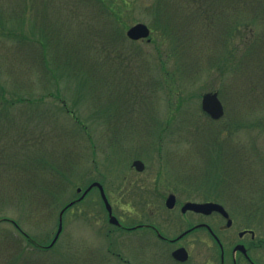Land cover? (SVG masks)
Listing matches in <instances>:
<instances>
[{
  "label": "rangeland",
  "instance_id": "rangeland-1",
  "mask_svg": "<svg viewBox=\"0 0 264 264\" xmlns=\"http://www.w3.org/2000/svg\"><path fill=\"white\" fill-rule=\"evenodd\" d=\"M137 22L150 41L126 36ZM208 91L217 120L201 108ZM94 180L125 225L149 215L176 235L175 190L222 198L228 234L264 239V0H0V264H177L172 245L109 224L95 188L65 210L54 246L21 249L9 220L46 245ZM198 237L181 264H218Z\"/></svg>",
  "mask_w": 264,
  "mask_h": 264
},
{
  "label": "flooded vegetation",
  "instance_id": "flooded-vegetation-1",
  "mask_svg": "<svg viewBox=\"0 0 264 264\" xmlns=\"http://www.w3.org/2000/svg\"><path fill=\"white\" fill-rule=\"evenodd\" d=\"M169 127L170 126L166 128ZM163 131H165L164 127L159 132L163 133ZM222 159H224V157ZM225 159L229 160L228 158ZM190 175V177H187L188 179L185 178V180L177 181L178 185L181 184V182L185 184L183 190L186 188L188 190H191L196 184V174L194 173L193 176L191 173ZM192 181L194 182V185ZM129 190L134 191L136 194L140 192L148 194L150 190L151 192H153V188H150V186L145 188L142 184H134V181H131L129 183ZM170 194L175 196V203L168 209L171 210L173 208H177L178 213L176 212V219L182 226L181 230H179L176 235H167L160 227V225L149 215L141 219L132 220L129 224L126 225L121 223L118 228H120L121 230H126L131 235H135L138 238H141L142 244L145 241L148 242L150 236H152V238H156L158 243L163 244V246L172 245L173 249L171 250L170 255L175 249L184 248L187 252L186 261L190 257H192L191 247L189 245L196 243V241L198 240L197 237L200 236L198 238H200L202 243L206 244L207 248H215V250L217 251V254L219 256L218 264H264V239L260 237L257 228L244 226L236 231L237 238H235V235L233 234L235 233V231H233L232 234L227 233L229 232L228 230H231L235 227L236 220L232 215V210L222 198L218 199L213 197V195H209L211 198L199 202L218 203L227 212V215L218 210H213L210 213L197 212L192 209L183 210V205L186 202H196V200L186 199L181 202L177 200V191L174 190V192H172L168 190V195ZM221 195L225 196V194ZM181 218H183L184 220ZM198 231L199 233H201L200 235H198ZM238 245H241L242 248L235 250V247ZM214 260L215 259H212V256L209 254V257L206 258L205 261L207 264H213L215 262ZM184 262L175 261V263L177 264H181Z\"/></svg>",
  "mask_w": 264,
  "mask_h": 264
},
{
  "label": "water",
  "instance_id": "water-1",
  "mask_svg": "<svg viewBox=\"0 0 264 264\" xmlns=\"http://www.w3.org/2000/svg\"><path fill=\"white\" fill-rule=\"evenodd\" d=\"M150 33V29L148 28V26L142 22H138L132 26H130L127 30H126V35L133 40H137L140 38H145L148 37ZM201 108L203 109V111H205L206 113H208L213 119H218L223 115V106L218 98L217 92H206L204 94H202V98H201ZM133 166H135L138 170H142L143 169V163L139 160H135L133 162ZM93 187H97L99 189L101 198L103 200L105 209L108 213V221L112 224L115 225H119V221L117 220V218L112 214V208L110 203L107 200V197L104 193L103 190V186L97 182L94 181L92 182L82 193V195L76 200L79 201L81 200L84 195ZM81 190V188H77V191L79 192ZM175 202V196L174 195H169L166 199V205L168 207H172L173 204ZM74 203V201L69 202L65 207L62 208V210L59 213V224H58V228L57 231L52 239V241L50 242V244L48 245V247L52 246L60 232L62 229V214L64 212V210L69 207L70 205H72ZM190 208V209H194L196 211H202V212H210L213 209H221V206L215 203H211V202H206V203H195V202H188L183 206V210ZM241 245H238L235 247L236 249H241ZM173 257L178 259V260H185L187 258V253L184 251L183 248L180 249H176L175 251H173L172 253Z\"/></svg>",
  "mask_w": 264,
  "mask_h": 264
},
{
  "label": "trees",
  "instance_id": "trees-1",
  "mask_svg": "<svg viewBox=\"0 0 264 264\" xmlns=\"http://www.w3.org/2000/svg\"><path fill=\"white\" fill-rule=\"evenodd\" d=\"M55 191H50L48 192L51 195V198L56 197V192L59 191L61 188H63L62 185L59 186V184H55L54 187ZM2 221H6L7 218H1ZM11 223V222H10ZM15 225H13L14 227V234L16 235V237H18L19 239H21V241H18V244L21 245V249H24L26 246L32 247V248H36V249H40V244L38 243V241L33 238L31 235H29L28 233H26L24 230H22V228L20 227V225L15 222ZM24 242V243H23ZM20 250L16 249V253H19Z\"/></svg>",
  "mask_w": 264,
  "mask_h": 264
}]
</instances>
